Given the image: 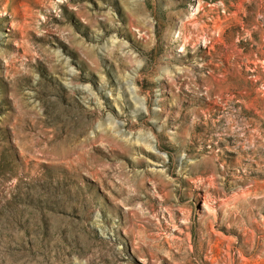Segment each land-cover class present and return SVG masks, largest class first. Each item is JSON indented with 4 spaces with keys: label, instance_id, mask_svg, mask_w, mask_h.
Wrapping results in <instances>:
<instances>
[{
    "label": "rangeland",
    "instance_id": "obj_1",
    "mask_svg": "<svg viewBox=\"0 0 264 264\" xmlns=\"http://www.w3.org/2000/svg\"><path fill=\"white\" fill-rule=\"evenodd\" d=\"M0 264H264V0H0Z\"/></svg>",
    "mask_w": 264,
    "mask_h": 264
}]
</instances>
